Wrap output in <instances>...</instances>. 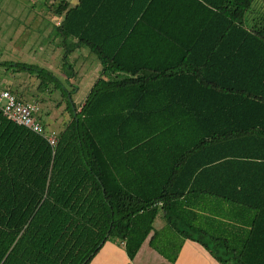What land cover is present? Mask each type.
Returning <instances> with one entry per match:
<instances>
[{
  "label": "trees",
  "instance_id": "1",
  "mask_svg": "<svg viewBox=\"0 0 264 264\" xmlns=\"http://www.w3.org/2000/svg\"><path fill=\"white\" fill-rule=\"evenodd\" d=\"M252 1L48 5L64 75L77 48L100 70L79 110L69 95L54 146L0 110V264H88L114 238L132 260L154 246L156 219L218 262L264 264L249 239L264 224V11L245 19ZM193 196L252 210L247 240L201 227Z\"/></svg>",
  "mask_w": 264,
  "mask_h": 264
},
{
  "label": "rangeland",
  "instance_id": "2",
  "mask_svg": "<svg viewBox=\"0 0 264 264\" xmlns=\"http://www.w3.org/2000/svg\"><path fill=\"white\" fill-rule=\"evenodd\" d=\"M58 1L0 0V86L14 79L19 89L32 92L30 100L39 108L45 131L54 134L71 119L74 113L71 100L78 110L100 67L90 53L80 48L69 56L73 74L68 78L64 75L61 38L53 34L57 16L51 17L47 9ZM263 5V0H253L245 19L261 16ZM74 87L76 90L72 92ZM158 224L159 219L154 226ZM106 241L120 244L115 238ZM145 249L144 244L131 264H154Z\"/></svg>",
  "mask_w": 264,
  "mask_h": 264
},
{
  "label": "crops",
  "instance_id": "3",
  "mask_svg": "<svg viewBox=\"0 0 264 264\" xmlns=\"http://www.w3.org/2000/svg\"><path fill=\"white\" fill-rule=\"evenodd\" d=\"M76 50H80V48L75 49L73 52ZM91 55V57L97 61L96 57L93 54ZM13 80L14 79H12L11 83L7 82V80L3 82L5 88L15 92V94L20 97L21 95L27 96L28 94H32V92H29L28 90L24 91L25 88L19 89L15 80ZM27 101L31 102V100ZM79 108L80 106L78 107V110ZM190 204L197 209L196 211H198L201 216L199 221L201 224L200 226L208 230V232L213 233L214 237H223L236 245V243L245 242L249 233L253 230L251 222L253 213L251 214L246 211L250 210L246 207L220 201L208 196H193L190 199ZM164 224L165 223L161 219H159L158 225L154 226L153 224L154 229L158 232L156 234L154 246L149 245L148 239H146L141 245V247L144 244L146 245V253L149 257L154 259V264H223L218 262L199 243L190 239L180 241L177 234L171 229H168ZM249 239L264 243V224L259 225L257 234H254ZM119 243L120 244L117 246L116 243L106 241L88 264H131L133 259H128L123 249V243ZM176 250V259L173 262L168 261L167 256H172ZM227 264L234 263L233 261H230Z\"/></svg>",
  "mask_w": 264,
  "mask_h": 264
},
{
  "label": "built area",
  "instance_id": "4",
  "mask_svg": "<svg viewBox=\"0 0 264 264\" xmlns=\"http://www.w3.org/2000/svg\"><path fill=\"white\" fill-rule=\"evenodd\" d=\"M2 100H4V104H1ZM0 110L9 120L41 135L49 145L56 144V134L45 131L36 103L20 101L5 86H0Z\"/></svg>",
  "mask_w": 264,
  "mask_h": 264
}]
</instances>
